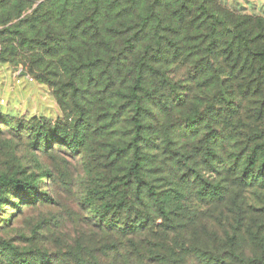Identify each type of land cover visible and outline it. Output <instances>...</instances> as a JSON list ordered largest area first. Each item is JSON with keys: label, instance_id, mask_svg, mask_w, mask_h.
I'll list each match as a JSON object with an SVG mask.
<instances>
[{"label": "rangeland", "instance_id": "374dc122", "mask_svg": "<svg viewBox=\"0 0 264 264\" xmlns=\"http://www.w3.org/2000/svg\"><path fill=\"white\" fill-rule=\"evenodd\" d=\"M47 1L0 0V17L13 19L5 25L0 21V176L17 178L38 189L34 204L26 189L0 188V246L18 251L23 261L18 264H147L159 255L169 258L171 251L182 264H196L198 248L223 252L233 240L246 260L264 255V247L259 248V240L253 241V236L238 232L232 239L235 215L228 202L240 196L246 205L264 209V187L240 192L227 181V163L236 162L238 149L233 148L223 128L225 113L220 107L225 108L226 91L213 81L212 69L206 70L211 60L224 63V59L207 55L210 40L206 28L196 30L202 21L191 23L198 0L190 4L192 12L185 11V24L193 26L182 28L178 38H172L182 20L181 14L171 17L178 7L175 0H165L164 6L157 8L165 13L162 24L155 18L146 25L133 24V35L144 25L150 35L134 37L136 52H130L121 75L116 70L107 73L102 64L91 75L71 72L70 65L89 52L95 59L102 51L99 54L108 64L109 56L123 44L107 30L96 35L93 29L80 40L84 45L73 44L64 32L52 35L53 42L48 45L39 34L33 45L20 46L16 34L11 33L17 32L13 26ZM134 1L122 0L116 10L125 6L131 8L130 14L142 13L156 2L138 0L136 9ZM111 2L103 0L101 6L106 8ZM217 2L221 10L235 13L234 21L248 16L259 19L254 21L264 27V0ZM76 3L84 9L90 0ZM57 6H46L43 11H54ZM158 25L162 28L153 41L156 32L151 28ZM197 34L203 36L199 41L194 38ZM161 37V44L156 43ZM105 40L106 46L111 45L110 53L104 51L109 50ZM220 41L221 45L226 42L225 38ZM199 42L203 45L197 54ZM151 49H162L163 54L177 51V58L164 55L156 59L154 54L152 68L161 75L150 72L143 81V88L155 92L154 96L142 90L131 95L130 87L136 82L133 62ZM220 75V81L231 78ZM217 91L220 99L214 104ZM255 104L243 102L250 110ZM250 110L242 113L245 119ZM194 114L199 118L193 124L188 119ZM44 133L52 139L46 142L38 136ZM62 134L68 135L66 143L55 138ZM136 148L141 152L143 181L154 186L161 203L156 206L148 197V187L143 189L145 199L135 202L138 183L122 189L123 195L128 194L124 206L131 200L136 212L151 217L150 232L133 240L113 234L98 220L123 225L124 214L110 210L119 207L114 204L120 195L111 197L107 188L134 180L129 171ZM216 190L225 198L221 203L214 201ZM12 204H20L22 211ZM164 208L168 222L161 212ZM261 213L264 222V211ZM261 258L259 264H264V256Z\"/></svg>", "mask_w": 264, "mask_h": 264}, {"label": "trees", "instance_id": "16d2710c", "mask_svg": "<svg viewBox=\"0 0 264 264\" xmlns=\"http://www.w3.org/2000/svg\"><path fill=\"white\" fill-rule=\"evenodd\" d=\"M76 1L78 0H48L45 3L43 2L39 5V8L34 11L33 15L20 20L18 24L13 26L16 28L17 32L11 33L16 34L17 42L20 46L33 45V40L36 39L39 34L45 39L43 42L48 45L53 42V40L50 39L52 35L56 37L59 35L62 36L64 32L69 33H65L64 36H70L73 44L84 45L85 42H80V40L82 38L85 40L93 29L96 35H102L104 30H107L108 33H111L110 37L123 44L121 48L114 50L113 54L109 56L111 60L108 61V64H104V60L102 56H100V54L103 53L102 51H98L97 58L95 59H91L90 56L92 52H89L86 53L88 56H80V59L78 58L76 62L70 65L71 72L86 71L91 75L95 67L102 64V66H106L105 69L107 73L116 70L119 71V75H121L123 69L127 66L124 62L127 63L130 59V52H136L133 43L134 37L136 36L142 39L143 37L140 35L150 31L145 29V25L151 18H155L157 22L162 24V18L165 16V13H160L157 9L158 7L162 8L164 6L165 0H156V2L149 7L147 12L136 13L134 11L135 13L133 14H130V7L127 8L124 6L120 10H116V6H120V1L122 0H112L110 5L106 6V8L101 6L103 0H90L89 6L84 9H82L81 5H78ZM195 1L196 0L174 1L178 4V7L177 10L171 14V17L174 18L178 14H181L182 20L178 23V29L172 38L180 37L182 28L185 27L189 30L193 26L192 24L189 26L185 24L187 18L185 11L190 10V12H192V6H190V4H193ZM80 2L82 3V1ZM132 3L135 5V8L138 9L136 5L138 0ZM52 4H59L60 6H57L54 11H43L44 7ZM217 5H219L217 0H198L197 6L195 7L197 10H193L191 13V15H193L191 23L202 21V25H198L196 30L206 28L210 40L208 47H206L207 55L213 58L219 57L222 60L224 59V63H217L215 60H211L210 63L206 65L207 69L202 68L201 71L205 72V69H212V76L214 78H211L215 81V84L219 86V89L222 88L226 91L223 100L225 108L220 107L223 113H225L223 128L225 133L227 132L226 138L228 141L233 144V148L238 149L236 162L234 164L227 163L229 166L226 170L229 172L227 181L241 192L248 187H255L257 185L259 187H264V27L260 24H256V21H254L259 19H253L248 16H243L242 19L240 18L234 21L235 13L233 14L232 11L227 9L221 10ZM113 13L114 17H112ZM196 13H198L197 17H195ZM49 15H51V18H49ZM134 17L137 18L132 22V18ZM0 19L2 25L13 20L7 17H0ZM139 22H143L145 25L142 26L141 30L137 31L139 32L138 34L133 35L134 27H132V25L135 24L138 26ZM160 27L162 28V25L151 28L152 32H156L154 37L151 38L153 41L160 34L157 33ZM258 27L260 30H258ZM207 28H209V31ZM82 34L84 35L82 36ZM146 34L150 35L148 33ZM120 37L122 40H119ZM202 37L203 36L199 34L194 36L197 41ZM222 38H225L226 42L221 45L220 39ZM161 40L162 37L156 40V43L161 44ZM55 42L56 45H58V40ZM103 44L106 46V40ZM202 45L203 44L200 42L196 44L197 54L201 50ZM106 48L109 50L104 51L110 53L112 49L110 43ZM151 50L152 51L146 50L140 61L136 62L134 60L133 62L135 64L132 68V74L135 76L136 82L130 87L129 93H131V95L137 96L138 92L142 90L145 91L146 95L154 96L155 92L153 93L143 88V81L146 79L145 77H147V74L155 72L161 75L159 71L152 68V66H154L151 62L153 55H157L156 59H158L162 58L164 55L177 58L178 54L177 51L173 53L165 51L163 54L162 49H158L157 51ZM193 55H195V53ZM111 62H113L112 65ZM150 62L151 64H149ZM198 68V66H195L194 69ZM220 74H224L227 77L230 76L231 78L229 77V81H220ZM135 79L133 81H135ZM218 95L219 92L217 91L214 96V104L220 99V95ZM229 98L232 100H229ZM244 101H250L256 104L250 110V108H244ZM227 104H229V106ZM246 110H250L247 119H245L242 114ZM198 118L199 115L194 114L190 116L188 120L194 124L197 123ZM136 126L140 128V126ZM38 136H41L46 142H48L50 138L52 139L48 133L39 134ZM55 138H58V141L61 143H66L68 141V135L66 134L55 136ZM140 153L139 148H136L134 153L135 159L129 171V177H133L134 180H131L132 178L126 181L122 180L119 185H113V187L110 186V188H107L111 197H116V195L119 197L120 195V198H117L114 204H120L119 207H113L110 210L111 212H115V214L119 212L124 214L123 225L122 223L121 225L116 224V222L113 221L107 222L103 218L98 220L101 226L106 230L112 231L113 234L116 232L121 238L134 237L133 240L139 235H146L150 232L151 217L145 215L141 216V213L136 212L134 206H132L131 200L128 206H124L128 194L123 195L121 192L123 191L122 189L128 190L130 188L129 185L131 186L134 182L138 183L140 185L136 190L135 202L140 203V201L145 199L146 196H144L143 189L144 187H148L150 191L148 197L155 201L156 206L161 203L159 194L156 192L154 186L143 181V163L140 161ZM222 164L224 165L225 163L223 162ZM3 187L26 189L28 193H30L29 201L36 204L38 200L37 187L17 178H9L6 175H1L0 188ZM215 196L214 201L217 203H221L225 199L223 198V194L220 192L218 193L217 190ZM240 198L241 197L238 196L236 199H231L228 202L229 211L235 215L233 217L235 224L232 225L231 229L234 233L232 239H236V233L244 232L249 236H253V241L259 240L258 246L262 249V247H264V235L262 234L264 222L261 220L262 217L260 215H263L261 212L264 211V209L246 205L245 201L241 202ZM12 205L22 211L20 204ZM161 212L165 215V221L168 222L165 208L164 210L161 209ZM132 244L139 246L138 242H132ZM226 248L227 250L223 252L198 248L197 251H195L197 260L194 261L196 264H259L260 259H262L261 257L264 256L262 254L260 257L253 260L244 259L241 250L237 249L238 247L236 248L235 240L231 241ZM173 256H176V254L174 251H171L169 258L165 255H159V258H156L155 261L148 260L147 264H182L183 261L180 257L175 258ZM0 258L3 261L0 260L1 264L23 263V261L21 262L20 260L22 256L18 251L5 244L0 246ZM184 264H189V262H184Z\"/></svg>", "mask_w": 264, "mask_h": 264}]
</instances>
